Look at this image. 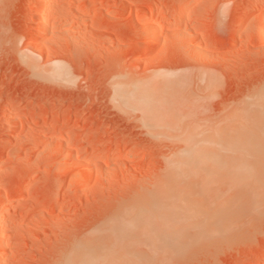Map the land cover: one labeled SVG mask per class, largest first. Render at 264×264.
<instances>
[{"label":"rangeland","instance_id":"1","mask_svg":"<svg viewBox=\"0 0 264 264\" xmlns=\"http://www.w3.org/2000/svg\"><path fill=\"white\" fill-rule=\"evenodd\" d=\"M35 1L0 0L2 264H66L70 253L74 264L186 144L217 161L175 188L192 211L183 234L124 251L137 249L139 264H264V128L230 178L224 168L240 109L264 89V0H51L40 22ZM151 10L169 26L148 50ZM161 75L183 102L172 107L178 131L169 117L162 130L145 122L119 95L129 80Z\"/></svg>","mask_w":264,"mask_h":264},{"label":"bare ground","instance_id":"2","mask_svg":"<svg viewBox=\"0 0 264 264\" xmlns=\"http://www.w3.org/2000/svg\"><path fill=\"white\" fill-rule=\"evenodd\" d=\"M50 1L51 0L35 1V5L39 11L37 10L32 17L34 21L40 22L43 20L49 10ZM184 4L185 3L182 1L180 6L184 7ZM180 12H182L181 9ZM147 17L150 21L152 20L150 24V26L152 25V29L149 30V27H144L145 30H143V35L148 39V43L146 44L147 49L151 50L157 43V35L161 33L166 26H169V22L163 17H159V19L155 17L153 10L147 13ZM45 23L47 24V22ZM45 23L41 22L36 26L38 29H41L45 26ZM179 38L180 36H178V39ZM58 70L54 71V69H50V71H53L51 77H60V70ZM143 81L145 80H129L127 88H123L120 91V97L132 108L137 109V111L139 110V112L141 111V116L145 122H154L157 126L159 124L161 130L164 128L166 129V126L162 128L163 125H160L161 123H159V121L162 120L163 123L168 117L170 118L168 119L169 121L171 120L173 122L174 120V125L172 124L170 127L167 125L173 132L178 131L179 128H183L178 117L175 115L177 114L175 113L176 110L174 111L172 109V107L178 108L180 106L178 109L180 110L183 102L179 100L180 98L177 99L178 101H175V96H177L176 92L178 90L171 86V78L165 75L151 76L146 79L145 82ZM179 101L181 104L178 106ZM239 113L243 116L242 119H244L241 124L242 129H238V131H240L237 136L239 137L238 141L236 143L233 141L227 148L228 155L225 162L226 166L224 167L225 170L229 172V178L232 175L231 170L234 169L231 167L232 164H236L237 159L243 156L250 146L252 147V142H254V140H260L259 134H257L260 132L257 131L260 130V128H264V89L258 93L254 99L246 103L240 109ZM186 117L182 118L184 119ZM175 133L178 134L173 138L180 140L184 139L185 135H183L182 129L180 133ZM262 139L264 140V135ZM189 145L192 144H186L181 148L182 150L180 152L167 162L164 173L162 172L163 174L156 177L153 186L149 188L147 192L142 193L141 199L117 211V213L109 218L103 226L101 225L102 227L99 228V230L97 228V232L89 236L90 239L85 243L86 245L83 246L84 248L79 249L75 253L72 259L74 264H109L113 261V257L115 258L114 260H116L115 264H139V261L143 260V256L139 251H136L137 249L134 250L133 254H131L132 251L130 250L131 252H129L131 255H127L128 251L126 249L128 246L132 248L131 245L144 243L149 245L152 250L156 251L159 248L166 247L170 243L169 240L171 241L173 237H180V235L183 234L181 231L184 230L186 225L183 221L192 211H190L187 205L181 204L182 199L175 192V188L177 185L183 183L184 180L194 172L198 165L207 161H212L213 163L217 161L215 155H209L210 152ZM72 165L73 167L77 165L76 158L73 159ZM83 176L82 174H78L76 180L79 182L82 181L84 178ZM16 190H14L12 194L17 193ZM9 197L11 198V195L4 198L5 203L9 202ZM177 198L180 200V203ZM1 206L2 205H0V231L6 227V222L3 216H1L3 215L1 214ZM1 239L0 249H2ZM3 248L5 250V247ZM124 249L127 252L124 251ZM120 250L124 252L121 253ZM3 254L4 253L0 250V264L3 262ZM70 256H67L68 258L65 260L67 262L66 264L69 263L68 260H70Z\"/></svg>","mask_w":264,"mask_h":264}]
</instances>
